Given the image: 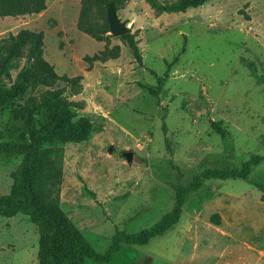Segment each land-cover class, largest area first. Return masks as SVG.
<instances>
[{
    "label": "rangeland",
    "instance_id": "374dc122",
    "mask_svg": "<svg viewBox=\"0 0 264 264\" xmlns=\"http://www.w3.org/2000/svg\"><path fill=\"white\" fill-rule=\"evenodd\" d=\"M79 6L80 0H45L38 13L0 17V38L21 28L42 31V56L56 74L81 76L79 92L70 95L66 86L64 94L91 131L82 142L60 144L58 204L102 253L115 229L136 232L168 211L171 185L264 156V0H206L159 14L142 0H125L113 9L134 33L141 67L111 35L108 47L118 46L117 57L88 66L83 56L104 41L76 29ZM155 76L162 78L158 103L145 89L154 88ZM161 107L171 154L163 145ZM10 124L4 107L0 141L15 139ZM20 161L0 155V194L10 190ZM252 182L264 183V162L252 165L245 180L202 178L164 234L122 244L107 263L84 258L82 264H242L239 254L243 264H264V256L254 261L255 250H264V193ZM37 241L26 215L0 216V264H37Z\"/></svg>",
    "mask_w": 264,
    "mask_h": 264
},
{
    "label": "trees",
    "instance_id": "16d2710c",
    "mask_svg": "<svg viewBox=\"0 0 264 264\" xmlns=\"http://www.w3.org/2000/svg\"><path fill=\"white\" fill-rule=\"evenodd\" d=\"M142 1L159 14L182 12L186 8L202 5L206 0ZM124 2L125 0H80L76 29L96 41H104L101 50L90 56H83L88 66L93 61L103 62L117 57L118 46L108 47V23L104 7L110 3L116 9ZM44 7L45 0H0V17L34 14ZM117 37L126 44L134 62L141 67V55L134 33L128 32ZM149 72L154 75L153 71ZM80 78V75L56 74L43 58L42 31L21 28L0 38V110L8 108L11 120L8 130L15 135L12 141H0V155L21 156L18 167L10 174V190L0 194V216L10 217L20 213L35 225L38 232L37 264H82L84 258L107 263L122 244L143 245L150 238L164 234L178 220L186 194L195 191L202 178L245 180L252 165L264 162V156L255 155L238 167L206 168L201 174L193 175L186 185H171L173 203L168 211L151 225L136 232L126 233L115 229L109 245L102 253H97L58 204L62 160L60 144L82 142L91 131L89 119L84 115H77L72 107H77L78 104L68 100L64 94L66 86L70 88L68 94H77L80 90ZM59 82L63 85L56 86ZM161 86L162 78L155 76L154 88L145 87L156 103ZM163 118L164 108L161 107L163 145L171 154ZM262 141L264 143V133ZM252 185L264 193V183L252 182ZM82 188L93 196L84 185ZM127 264H145V261Z\"/></svg>",
    "mask_w": 264,
    "mask_h": 264
},
{
    "label": "water",
    "instance_id": "95a60500",
    "mask_svg": "<svg viewBox=\"0 0 264 264\" xmlns=\"http://www.w3.org/2000/svg\"><path fill=\"white\" fill-rule=\"evenodd\" d=\"M106 5L107 9L105 17L108 23V34L112 37H117L119 35L128 33V28L118 21L112 5L110 3H107ZM122 154L127 161L131 159L130 151H124Z\"/></svg>",
    "mask_w": 264,
    "mask_h": 264
},
{
    "label": "crops",
    "instance_id": "0c3cea01",
    "mask_svg": "<svg viewBox=\"0 0 264 264\" xmlns=\"http://www.w3.org/2000/svg\"><path fill=\"white\" fill-rule=\"evenodd\" d=\"M246 249H248L249 251L255 250L250 245H246ZM255 254H256V258L254 259V261L256 262L258 260L257 259L258 257L264 256V250L263 249H257V250H255ZM239 256H240V254L238 255V259L243 264L244 257H241V256L239 257Z\"/></svg>",
    "mask_w": 264,
    "mask_h": 264
}]
</instances>
